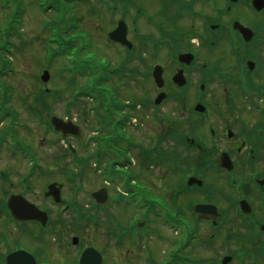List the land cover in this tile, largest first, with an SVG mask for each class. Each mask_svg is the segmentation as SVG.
Wrapping results in <instances>:
<instances>
[{
	"label": "rangeland",
	"instance_id": "obj_1",
	"mask_svg": "<svg viewBox=\"0 0 264 264\" xmlns=\"http://www.w3.org/2000/svg\"><path fill=\"white\" fill-rule=\"evenodd\" d=\"M130 1L132 2V4H137L143 9L146 8L147 10H149V13L152 12V9L155 8L159 2V0H86L85 2L68 0L67 2H63L62 4V7L66 8L67 10L63 17H65L68 24L74 26L72 32L79 36V44L87 43L89 45L88 50L84 51L85 56L89 55V61L94 62L93 64L96 66L100 65L99 59L102 58L108 60L110 62V65L115 64L118 68H121V71L118 75L115 74L112 79L113 83H111L113 88H115L114 90L118 100H123L125 98L132 100V102H137V99L139 101L145 100L144 96L148 94L150 96V99L148 101H150L153 96L152 94H154L155 91L151 79L149 77L147 78L146 74H148L152 65L156 61H159L160 51L158 52V56L157 54L155 56H152V52L147 47H144L145 49L147 48L146 50L142 49L144 53L146 52V57L144 59V64L141 66L140 56L138 54L141 48L139 43L143 41L144 36H146L147 38L154 37V34H156L157 36L158 33L155 32L154 25L149 24L145 20L144 16H140L143 14L142 9H131V6L129 5ZM16 2L18 3V1ZM41 2H43V0H20L21 8H16L20 13L19 15H16V17H19L21 21V23L19 22L16 26L21 35V38H18L19 49H17L18 51L14 50V47L12 46L10 49L11 53L6 52L4 54V59L10 60V64L8 70L2 73L0 77V81H2V83L5 85L4 89L1 88L0 95L4 96L5 94V96L8 97V100L6 101L7 103H5V105H8V107H10L15 116L14 131L17 132L18 137L21 141L25 140L34 149V153L37 155L36 158L39 166H41V169L35 174V177L37 178H34L32 181L35 188H33V191L29 196H31L32 200H34L36 203L50 211V224L51 226L56 227L55 234H52L51 237L47 236L43 239L45 247L50 252H48L44 246H42L39 250V248H37V246L35 245L39 244V242H35L33 239L29 240L23 236L21 237V242L28 244L32 247V249H35L33 251L35 252L36 257L39 259H52V261H54L56 264H67L69 263V261H71L72 256H69L67 254L63 255V253L67 251V245L70 244V238L74 235H77L79 237L80 242L78 243H80V245L93 242L102 251H104L105 254L107 253L105 261L107 264H124L126 261L124 260L125 258L116 256V254L114 253L116 256L115 260V256L110 252H113L115 248L117 249V252H121L123 251V247L125 248L126 246H128V243L122 242L120 244H114L113 241L109 240L107 226L110 229L114 227H120L121 223L125 224L126 219H129L130 214L135 211L133 208H131V206H127V202H129L130 199H132L134 202L135 200H139L140 202L142 196L145 195V198L151 197L154 200V204L156 206H163L162 201L159 200L158 197H153L152 194H148V192L142 190V188H139L141 183H137L132 187L140 189L138 194L131 196V194L129 193L122 197L119 193H117L115 195L116 201L120 202L121 204L109 207V209L107 210L103 209L105 211L99 210V212L96 214V217L93 214V221H99L100 223L99 228L96 229L93 225L91 226L87 224L81 226L80 229H77V225H71L72 220H74L77 216L73 215L72 212L68 210L61 212L59 206L55 208L52 204L45 201L43 194L41 193L43 190V184L41 182H43L44 180H50L51 178L53 180L63 179L64 174L62 173V165H65L69 167V169H74V171H76L74 166H71L68 163V158L71 157L63 155L68 144L72 145L73 148L77 151H79L81 144L85 146V149H83V151L81 150L80 152H77V155L79 157L85 155L86 152H91L94 147V145L92 144L88 145L87 147L85 145L88 136L92 134V129H89L92 125V122L90 118V120L84 119L79 110L82 104H77L79 103V101H86L84 102V105L85 107H87L89 104V102H87V99L79 98L77 99L78 102H76V104L70 105L67 108L70 100L69 93L72 90V85H70L68 83L69 80H67L69 74L66 72H61L64 58H57L49 67L45 65V58L47 57H45L44 55V45L46 44V37H48L49 34V32L47 30L45 31V29H49L50 27L46 23V21H52L55 18L54 16L56 15L51 10L47 11L46 13L40 11L41 9L39 7H41ZM121 3H124L125 6H129V11H131L126 17V21H128L127 24L129 26L127 34L128 39L136 45L137 52L132 53V58L130 59V53H128L123 47L111 43L105 35L106 31L112 29L114 23H116V19L118 18L121 11L119 8L121 6ZM112 4H116L118 9H116L114 15L110 16L109 8L110 6H112ZM222 4L223 3L221 1L220 3L219 1H217L215 4L197 3V5L195 6V10L203 9L207 11L209 17H211L212 19H216V10L212 7H221ZM242 7L243 6H240L236 9V11H238L239 13V16H241L240 18L244 20L250 19L252 13L248 11V9L245 10ZM11 8L12 7H6V9H4L0 6V27L2 26V24L4 25L5 21H7L8 16H12V12L10 10ZM169 15H171V13L167 12L164 16L159 18L157 17L158 22L162 25L163 23H166V17L170 19L168 27L171 26V29H167L168 31L177 30L176 33L178 34L179 31L201 29V22H203L202 18L192 17L191 20H181L179 18L175 19L173 15ZM130 18L132 21L136 22L131 23ZM162 18L163 20H161ZM156 21L157 20H155V22ZM133 27L135 29V33L133 31ZM10 41L12 43L14 42L12 40ZM75 43H77V40H75ZM146 45L150 46L151 43L148 42ZM7 48L9 49V46H7ZM229 50V41L226 35L223 34L217 37V44L215 49L213 50V53H210L208 51V61L217 58L218 56L216 55H219L221 58L222 66H227L228 61L232 59L231 56L226 59ZM259 51V55H262H260L259 58L261 59V63L264 64V46H260ZM166 54H168L167 51ZM198 54L200 56L202 55V58L204 57L203 52H198ZM221 55L223 56L221 57ZM125 66L132 69L135 68L134 72L131 74H127L126 69L124 68ZM43 69H47L50 72L49 81L46 83H42L40 82V80H38ZM60 72L62 73V75L60 74ZM258 76L259 73L256 74V77ZM260 79L262 82L263 78L260 77ZM73 80L74 82L77 81L78 85L83 87H85V85L87 84V80L80 76L74 78ZM47 87L52 90L60 89V95L57 97H48L46 99H42V102L47 101V107L37 106L38 104L34 100L35 94H40V91L43 92V90ZM223 87L213 84V88L216 91V96L214 97L215 99L212 101L216 104L213 105V108H215V110L217 111H219L220 109L221 111L225 110L223 111L224 114H229V112L232 111L233 116L240 109L235 108L231 110L227 101L223 97V90L229 89L230 85H223ZM2 90H4V92ZM57 100H59V102ZM66 109L69 110L68 114L72 116V118L70 119H72L73 122L79 126L80 134L77 137L62 139L59 134L51 131V129L48 128L45 120H47L49 116L53 114L57 115L60 118L66 119ZM242 109L246 110V100ZM129 110L130 108L126 111ZM130 111L136 113L137 116L140 117V121H137V127L129 126L125 128V135L127 138L140 140L146 147L148 146L150 140H154V142H156L157 136L167 131V129L169 128L168 122L171 123V121L173 120L174 123L175 119L177 120L178 116L180 115V106L172 101H168L157 110L150 109L148 108V105H145L134 107ZM38 112L39 114H37ZM159 115H161V118L165 117L164 123H162V121L158 119ZM229 120L231 119H227V121ZM183 122L184 121H182V123ZM182 123L180 124L181 127L185 128V124L182 125ZM6 125V121H4L2 122V126L0 128L3 130ZM248 128L249 126L247 127V129ZM195 130H197L198 133V128H196ZM7 145H9L8 142L2 143V149L4 150V159L2 163H0V168L5 170L6 176L5 179L0 180V188H8L13 192L17 188L16 183L18 177L25 174L26 163L19 154H9L7 151L8 147H6ZM172 149V145L166 147L167 152H171ZM148 151L151 152V150ZM179 151H182L180 159L183 160V163H179V165L184 166V168L188 167L190 164L189 161H192L193 159L192 150L190 149L185 151L180 149ZM258 151L260 153L261 150ZM131 154L133 155V161L135 162L138 159V151L134 150L131 152ZM190 166H192V164ZM130 167L134 173L138 174L137 178L142 183L148 186L147 188H149L150 192L159 195L163 194L162 191L164 193H167L169 191V187L172 188L174 186V183H168L164 186L165 189H162L156 182L153 183L151 181L154 180V176H161L162 180H168L169 182H171L173 178L178 177L183 172L182 170L178 172L177 167L172 166L171 161L168 160L165 162V164H162L161 166H154L152 168L141 167L136 162L135 164H132V166H129V168ZM91 169L92 166L90 164V166L85 170L84 177L81 180V185H83L84 189L91 190L99 185V180L93 174V171ZM237 170H239V166L237 167L236 171ZM48 171L50 174L47 177ZM206 173H208L207 185L212 188L211 195L217 201L216 204L220 203L222 205H226V201L222 199V195L220 194V191L223 193L229 192V189L225 184L226 178L223 176L224 173L214 172L212 169L206 171ZM8 183L10 184V186L7 185ZM71 189V185H69L67 190L71 191ZM222 190H224L225 192ZM229 193H231V191ZM82 197V192H79V194L76 195L77 199H82ZM195 197L196 195L193 191H187L185 195L180 198L178 207L182 208L185 215H189L190 212V210H188L187 208L188 203L186 202L195 199ZM67 198H69V196ZM111 213L112 217H110L109 215ZM137 216H140L139 212ZM157 222L160 221L157 220ZM0 224L3 225L2 217H0ZM7 225H9V223ZM7 225L5 221V225L3 226L6 235L12 232L11 236L14 237L13 235H15L16 232L9 228ZM237 226H240V224H238ZM236 229L241 230V228ZM213 244L214 246L213 248L211 247V249L208 248L207 244H201L195 247L192 246L190 247L192 249L191 253L196 255L197 257H201L202 259L206 256V259L203 260L202 264H214L217 257L216 255L223 253L225 247H222V244L218 240V238H214ZM220 244L221 247L218 246ZM255 247L259 250V253L261 252L260 260L264 264V245L261 246V244H258ZM260 248H262V250H260ZM131 249H133V253H129V258L134 254L135 247L133 246L131 247ZM136 252L137 253L135 254V256L138 255L139 251ZM209 256L212 258V262L208 261ZM160 258L163 257L162 255L159 256L158 253L157 259ZM147 259L148 258L146 257V262L148 261ZM133 263L135 264L136 260H133Z\"/></svg>",
	"mask_w": 264,
	"mask_h": 264
},
{
	"label": "flooded vegetation",
	"instance_id": "obj_2",
	"mask_svg": "<svg viewBox=\"0 0 264 264\" xmlns=\"http://www.w3.org/2000/svg\"><path fill=\"white\" fill-rule=\"evenodd\" d=\"M174 1L176 3L178 2L184 3V0H174ZM194 1H198V0H185V4L183 6H181L182 4H180L179 5L180 8L178 10H180L181 7L187 9V11L192 10L190 4H193ZM212 1L215 3L219 1L220 3V1L224 2L225 0H212ZM185 12L186 11L179 13L177 17H181V18L186 17V15L181 16V14L182 13L184 14ZM206 16L208 19V13L206 14ZM217 23L221 25V23L219 22ZM211 25H212L211 22L209 23L207 22L205 24H202L201 29H198V30L190 29L187 31L186 30L180 31L181 37H179V39L176 42L178 44L176 48L180 49V51L176 52L175 57L170 56L168 62L165 61L166 59H168L165 52H163V50L159 52L160 60L158 63L162 67L161 72H162V76L164 80L163 90L168 91L169 90L168 87L172 85L174 88H176V90L188 91L187 97H189L190 92L192 91L188 90V88L193 83V77L197 75L199 76V78L195 79L194 82H196V84H200V82L204 84V90H205L204 94L205 95L204 97L202 95V97L205 102L207 116L209 113L211 117V122L214 125H212L211 132H209V140H208V128L206 127L207 128L205 129L206 138H204L203 144L197 145V147L200 150H205V151L212 150V149H215L216 151H220V152L225 151L226 153H228L233 163L237 164L240 167L239 169L240 176L242 179H245L244 183L249 184L250 188H249V191L245 194L241 192L239 199H242V198L246 199V201H248L250 205L252 206V210L249 215L248 214L246 216L242 215V218L239 219L240 221L239 228H241V230L244 233L243 235L244 240L247 238H251L249 233L250 231H253V230L257 231V233L255 234V237L258 238L260 237L261 234H264V229L262 228V223L264 222V152L263 153L258 152L260 147L264 148V137L261 139V137L254 130L256 127L261 126L262 124L264 126V119L258 122L255 120V116H256L255 111L242 109L244 106V100H243L244 95H242V90L239 88L236 90L237 93H235V91L232 90L234 93L232 95V93L228 91L224 97L228 105L232 104L230 107L231 110L235 108L240 109L239 111H237L236 114L232 116V111H230L229 114H224L223 111L225 110L221 111L220 109L219 111H217V110L212 109L213 108L212 106L214 103L212 101L214 99H213L212 92H211L212 91V79L209 78V74L211 75L212 69L208 68V51L211 50L212 46L214 45L216 46L217 37L223 35L224 33H223L222 26L214 29V30H219L222 28L219 31V33H215L213 32V30H211L212 29ZM234 35L236 36V42L238 45L239 52L236 54L233 53L232 44L230 40L228 39L229 34L226 35L229 41V48H230L229 53L227 54V57L231 56L232 59H231V62L229 61L227 66L221 67V70L224 71L225 74H229L230 77L233 76L234 73L237 72L238 74H240L242 71L243 74L247 75L248 78L251 79L252 73L256 71L255 70L252 71L251 69L245 70L244 65H243L244 63L237 62L236 60L234 61L233 56L236 55L241 60L243 55H249V57H251L250 59H252V52L256 54V53H260V51L257 49H254L253 46L248 47L249 45L244 43V41L241 39L238 33L235 32ZM165 51H169V50H165ZM189 52L193 53L194 58L196 59L193 63L191 62L190 64L189 63L186 64V63L177 62V56L179 53H189ZM198 52H203L204 57L202 58V55H201L200 58L201 60L205 61L204 63L203 62L201 63L199 68L197 67V59L199 55ZM244 52H248V53L245 54ZM260 55H258V58L260 57ZM217 56L218 57L216 59H218L217 61H219L220 56L219 55ZM259 65H260L259 71H258L259 77H262L264 80V64L259 63ZM178 71H181L183 76L185 77V80H186L185 83H187L186 88L178 87L172 84L171 82L172 76ZM200 72L202 75L200 74ZM198 80H201V81L197 82ZM257 84L260 85L259 83ZM157 93L159 92L157 91ZM155 95H156V92H155ZM255 100H257L258 102L264 103V94H261L259 97H256ZM233 103H235L236 105H234ZM179 113H180L179 116L183 117L185 119V122H190L193 118L191 116V112L187 111V108L185 106H182V110H180ZM248 114L250 115L249 117H248ZM156 117H157V113H156ZM158 119L160 121L162 120L161 115H159ZM227 119H231V120L227 121ZM207 122H208V119L207 121L204 122L206 124L205 126H208ZM256 124L258 125L256 126ZM248 126L251 129L249 128L247 129ZM263 126L262 128L264 129ZM200 136L202 135L200 134ZM130 140H132V138H130L129 141ZM189 142L191 144L194 143V141L192 140H189ZM136 145H137V149L138 147L142 148V146H144L142 142H138L136 143ZM140 156L141 154L138 152V157ZM2 161L0 163H2ZM137 161L142 166V164L146 162V159L142 157V158H138ZM215 161L219 162V158H215ZM198 163L199 161H196L195 165H198ZM194 171L197 172L195 173L196 175L199 172L198 174L199 176L200 175L204 176L202 168L200 169V167H197V168L194 167ZM252 171L257 172L258 174H257V178H254L251 180V178L248 176H251L249 173H251ZM200 173H203V174H200ZM154 177H155L154 180H151L153 183L162 181L161 176L159 177L154 176ZM246 178H248V180H246ZM207 192H208V185H207ZM5 193H6V190H4L3 188H0V217H2L3 225H5V221H6V225L8 224V220L4 218V215H3V211H4L3 198L5 196L4 195ZM26 196L29 199L32 198L31 196H28V195ZM14 223L15 225H10V223L9 225H7L9 228H11L13 231L16 232V234L13 235L14 237H12L11 234L6 235L4 231V226L0 224V264H6L5 256L19 249H23L35 257L34 255L35 252L33 251L35 249H32V247L28 244L22 243L21 237L24 236L26 239L31 240L32 237L34 236L33 234L36 233V227H38V223L35 221L14 222ZM206 223L204 226L198 229L196 227L195 231L199 234V237H202L201 238L202 243L203 244L205 243L208 246V236H207L208 235V226H207L208 220L206 221ZM77 224H78L77 229H80L81 226H84L81 223H77ZM71 225L75 226L76 224L72 222ZM131 229L132 228L126 229V231L129 230L128 235L131 233ZM4 235L8 236L9 238L8 241L5 240ZM33 240L35 241L34 238ZM115 240L116 239H114L113 241L114 244L117 243V241ZM78 242H76L77 244L73 246L72 240H71L72 245L70 244L67 245V251H65L64 253L62 252L63 255L67 254L69 256H72V258H75L76 251L74 250V248L76 249L78 248L77 246ZM84 248L78 249V253L80 254ZM116 250L117 249L115 248L113 252H110V253H112L114 256L116 254L117 256L118 252ZM125 251L130 252V249L126 248ZM102 252L105 255L104 251ZM124 252L123 253L119 252V253L120 255H124ZM72 258L71 260H73ZM70 262L71 261H69V263ZM70 264H73V262Z\"/></svg>",
	"mask_w": 264,
	"mask_h": 264
},
{
	"label": "water",
	"instance_id": "obj_3",
	"mask_svg": "<svg viewBox=\"0 0 264 264\" xmlns=\"http://www.w3.org/2000/svg\"><path fill=\"white\" fill-rule=\"evenodd\" d=\"M126 33V28H125V24L122 21H119L118 26L111 31L109 34H107L109 36V38H111L112 40L115 41H119L123 44H126L128 46H130V43L126 41V37L125 34ZM48 79V73L44 71V74L42 75V80L46 81ZM51 123L54 125V127L58 130H62L63 133H66L68 131H70V128L72 127L70 123H64L62 122V120H59L56 117H51ZM53 185H50L48 187V192L50 193L52 192V194H54L55 189L53 190L52 187ZM55 197H57V195L54 194ZM20 205V200L19 198H11L10 200V207L15 210V207L18 209V206ZM194 210L199 212L198 216H204L205 213L208 211V215L212 214V215H216L215 212V208L212 206H207V205H195L194 206ZM33 211V210H31ZM18 213H20V215H24L25 211L23 210V207L21 206L20 209L18 210ZM38 216V215H36ZM10 264V263H9Z\"/></svg>",
	"mask_w": 264,
	"mask_h": 264
}]
</instances>
